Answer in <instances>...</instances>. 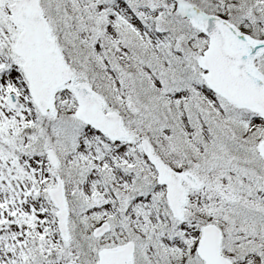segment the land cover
Returning a JSON list of instances; mask_svg holds the SVG:
<instances>
[{
  "label": "snow or ice",
  "instance_id": "6c2138e0",
  "mask_svg": "<svg viewBox=\"0 0 264 264\" xmlns=\"http://www.w3.org/2000/svg\"><path fill=\"white\" fill-rule=\"evenodd\" d=\"M0 264H264V0H0Z\"/></svg>",
  "mask_w": 264,
  "mask_h": 264
}]
</instances>
